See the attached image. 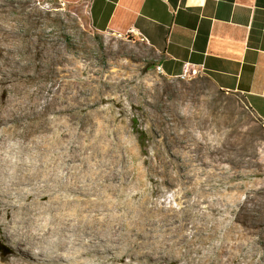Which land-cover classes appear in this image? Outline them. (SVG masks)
Listing matches in <instances>:
<instances>
[{"label":"rangeland","instance_id":"1","mask_svg":"<svg viewBox=\"0 0 264 264\" xmlns=\"http://www.w3.org/2000/svg\"><path fill=\"white\" fill-rule=\"evenodd\" d=\"M85 4L0 0V138L105 160L136 264H264V120L201 72L162 73L138 37L95 30ZM9 247L0 233L14 264Z\"/></svg>","mask_w":264,"mask_h":264},{"label":"bare ground","instance_id":"2","mask_svg":"<svg viewBox=\"0 0 264 264\" xmlns=\"http://www.w3.org/2000/svg\"><path fill=\"white\" fill-rule=\"evenodd\" d=\"M26 142L0 138V233L10 241L14 264H85L125 255L136 264L146 256L138 249L136 220L123 219L120 206L106 201L116 174L105 160L41 153Z\"/></svg>","mask_w":264,"mask_h":264},{"label":"crops","instance_id":"3","mask_svg":"<svg viewBox=\"0 0 264 264\" xmlns=\"http://www.w3.org/2000/svg\"><path fill=\"white\" fill-rule=\"evenodd\" d=\"M84 1L99 32L131 34L160 54L162 73L198 69L243 95L264 120V0Z\"/></svg>","mask_w":264,"mask_h":264},{"label":"built area","instance_id":"4","mask_svg":"<svg viewBox=\"0 0 264 264\" xmlns=\"http://www.w3.org/2000/svg\"><path fill=\"white\" fill-rule=\"evenodd\" d=\"M158 70H160L162 72V68L160 65H158ZM191 70L194 72H200V70L195 69V68L194 69L186 68L181 74H179V77H182V78L188 77L191 73Z\"/></svg>","mask_w":264,"mask_h":264}]
</instances>
